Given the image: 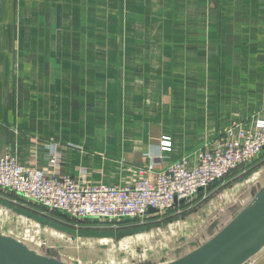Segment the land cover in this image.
Wrapping results in <instances>:
<instances>
[{"label":"crops","instance_id":"1","mask_svg":"<svg viewBox=\"0 0 264 264\" xmlns=\"http://www.w3.org/2000/svg\"><path fill=\"white\" fill-rule=\"evenodd\" d=\"M256 119H264V0H0V157L82 186L131 187L141 169L161 172L185 157L192 166L200 149ZM251 166L169 212L194 207L175 227L166 222L190 238L179 255L264 186V171ZM3 203L65 226L9 191L0 190V212L66 234ZM248 264H264V250Z\"/></svg>","mask_w":264,"mask_h":264},{"label":"built area","instance_id":"2","mask_svg":"<svg viewBox=\"0 0 264 264\" xmlns=\"http://www.w3.org/2000/svg\"><path fill=\"white\" fill-rule=\"evenodd\" d=\"M161 150L170 151L171 141L164 139ZM263 152L264 119H256L251 128L236 126L225 131L213 149H200L192 166L185 157L161 172L152 166L141 169L143 178L131 187L82 186L69 176L27 167L14 155H6L0 157V190L74 221H94L111 228L120 222L144 224L195 200L234 171L255 164ZM151 209L156 214H150Z\"/></svg>","mask_w":264,"mask_h":264},{"label":"rangeland","instance_id":"3","mask_svg":"<svg viewBox=\"0 0 264 264\" xmlns=\"http://www.w3.org/2000/svg\"><path fill=\"white\" fill-rule=\"evenodd\" d=\"M260 157H264V152ZM254 165H252L251 168L248 169V172L254 171L255 169H261L262 171H264V158L260 159V161L258 163H255ZM196 201L198 200H195L192 203H195ZM26 204L30 205L29 203ZM197 204L200 205L199 203ZM29 208L31 210H37L31 207ZM193 208L185 209L182 213H168L166 215L158 217L157 219H153L152 221L149 220L144 224H140L134 221L129 223L120 222L115 225L112 224L114 228H111L110 226H103L100 224L95 225V223L97 224L98 222L94 221L89 222L90 224L85 223V220L74 221L66 218L65 216L53 215L54 213H51L50 216L46 213L48 210L42 207L40 208V211H37L40 213H45L49 217L57 219L58 222L64 224L65 226H68L70 228H77V230L83 229L105 232H121L142 227H155V229L150 233L129 237L120 242H115L112 240L70 239L66 234H63L61 236L52 231H37L34 230V225H32L31 223L29 224L26 220L14 219L12 216L8 215L7 212H0V233L3 235L15 237L40 253H46V250H49L50 255L70 263L156 264L160 262H166L178 257L182 247L190 243L188 242L190 238H185L184 240H181L180 238L181 236H185L184 229L182 232H180L179 236V233H177L176 231L173 232L171 230V227H169L167 223L169 224L172 223L171 221H174L173 226L175 227V225L178 224L177 220H185V217H183L184 213L190 212ZM204 210L201 208L200 211L198 210L199 213L197 214L198 217L195 220L196 222L200 221V212L203 211L205 213Z\"/></svg>","mask_w":264,"mask_h":264},{"label":"water","instance_id":"4","mask_svg":"<svg viewBox=\"0 0 264 264\" xmlns=\"http://www.w3.org/2000/svg\"><path fill=\"white\" fill-rule=\"evenodd\" d=\"M178 202H176L177 204ZM16 214L28 217L44 226H49L74 239L112 240L123 239L150 232L154 226L134 230L94 231L76 230L46 220L45 218L3 203ZM151 209L150 214H156ZM210 238L189 252L160 264H248L264 250V186L260 187L251 201L239 210L224 226H213ZM180 254V253H179ZM0 264H78L70 263L50 255V251L40 253L15 237L0 233Z\"/></svg>","mask_w":264,"mask_h":264},{"label":"trees","instance_id":"5","mask_svg":"<svg viewBox=\"0 0 264 264\" xmlns=\"http://www.w3.org/2000/svg\"><path fill=\"white\" fill-rule=\"evenodd\" d=\"M65 217H66V216H65ZM66 218H67V217H66ZM89 222H90V221H85V223H88V224H90ZM78 223H79V222H78ZM95 225H97V224L95 223Z\"/></svg>","mask_w":264,"mask_h":264}]
</instances>
